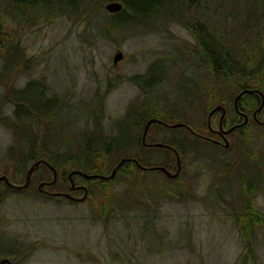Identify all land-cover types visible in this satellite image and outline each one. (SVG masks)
Here are the masks:
<instances>
[{
	"label": "rangeland",
	"instance_id": "1",
	"mask_svg": "<svg viewBox=\"0 0 264 264\" xmlns=\"http://www.w3.org/2000/svg\"><path fill=\"white\" fill-rule=\"evenodd\" d=\"M243 4L239 0L237 5L240 8ZM2 7L5 8V3ZM98 11L100 17L95 14L90 23L84 16L80 19L36 13L20 17L15 24L5 17L0 25V61L4 46L17 44L19 47L13 69L0 84V94L22 88L29 81H41L49 97L55 96L64 102L50 128V138L60 145L57 154L84 153L89 140L86 132L100 134L108 140L115 137L116 124L125 119L130 105L145 102L160 107L175 102L179 109L185 107L187 117L194 121V114L201 108V96L204 101L208 97L206 104L211 99L216 106L221 94L224 98L230 93L232 83L225 87H221V81L210 84V75L203 66L198 67V60L182 55V43L189 48L195 43L190 31L169 24L164 32L128 27L110 31L105 37L104 20L98 19L111 14L104 8ZM261 15L256 29L245 40L252 42L245 49L246 56L264 54ZM216 27L219 32L226 31L225 44L233 41L235 46L239 19ZM237 44L241 47L244 42ZM118 51L123 54V60L115 67L113 57ZM158 61L165 68L162 82L145 93L137 82L142 83L146 70ZM254 63L257 64V59ZM252 68L246 66L243 70ZM207 84L214 88L210 89ZM11 110V106L4 110L8 120L12 118ZM92 113L101 116L97 130L91 121ZM219 118L210 121L211 127L217 128ZM128 127L122 125L124 137L133 139L135 133ZM39 130L46 128L39 127ZM242 138H246L244 146L254 156H264V127L248 129ZM12 143L11 129L0 125V177L7 179L5 159ZM233 151L213 155H219V160L225 158L226 163ZM198 152L195 161V152L188 155L191 161H184L186 171L196 174L193 185L179 186L176 198L170 189L164 191L165 184L154 172L137 176L136 186L138 181L144 182L139 187L141 207L136 206V186L128 183L116 186L111 183L103 190L92 187L88 197L80 202L41 198L35 187L28 192L0 191V238L8 248L19 251L17 264H264V222L254 231V247L250 240L253 258L243 262L242 235L232 217L233 210L236 213L243 204L241 196L248 191L246 187L254 185L253 189L258 191L252 197L253 205L264 218L262 173V183L256 180L264 167V158L252 159L245 153L242 162L235 164L224 183L218 186L225 175L219 170L223 163L214 161L211 163L214 167L209 170V162ZM101 155L103 160H99L98 169L110 175L114 157L105 158V152ZM120 179L113 177L114 181ZM152 179L158 181L161 193L155 191ZM180 182L177 185H182ZM127 196L132 206L129 210L124 209ZM111 203L115 204L110 206ZM108 205L107 213L115 211L111 217L105 213Z\"/></svg>",
	"mask_w": 264,
	"mask_h": 264
},
{
	"label": "trees",
	"instance_id": "2",
	"mask_svg": "<svg viewBox=\"0 0 264 264\" xmlns=\"http://www.w3.org/2000/svg\"><path fill=\"white\" fill-rule=\"evenodd\" d=\"M238 1L239 0H0V25L2 19L5 17H9L15 24L18 23L20 17L24 18V16H27L26 14L36 13H51L55 17L62 15H67L68 17L77 16L80 19H82L81 16H84L85 21L90 23L95 19V14L97 18L100 17L98 10H102L104 6L110 2L121 3L123 9L119 13L109 16L104 13L106 18L98 19V21L104 20L103 24L105 26V31L103 35L105 37H108L110 31L125 30L128 27H141L149 32L158 33L164 32L169 24H177L183 29L190 31L195 41L192 48L182 43V55L198 60V67L203 66L207 75H210V84L214 83L216 85V83L221 81V87H225L228 83H232L233 86L230 85V93L224 98L221 94L219 102H217L219 103L218 105L223 106L227 110V120L229 121L237 117L234 111L236 96L244 90L256 89V85L261 81L264 82V54L255 56H246L245 54L246 47L252 44V42H245V40H248L252 32L256 29L261 14L264 20V0H242L244 4L241 5L240 8L237 5ZM4 3L5 8L3 9L2 5ZM214 17H216V19L213 21ZM188 18L192 19L190 20ZM238 19L240 22V30L236 35L235 46L233 45V41L232 44L226 45L224 42L226 40V31L219 32L220 29L218 30L216 26H223L224 24H230V22L233 24V22ZM232 30L234 29L232 28ZM240 41L244 42V45L241 47L237 44V42ZM236 45L239 47L238 51H236ZM18 49L19 47L17 44H10L9 47H3L4 54L0 61V84H2L4 78L8 77L11 69H13V60L16 61L15 56L18 55ZM238 53L240 54L237 55ZM256 59L257 64L254 63ZM243 61H245V63ZM246 66H253V68L243 70ZM164 73V66L159 61L155 62L146 70L143 82H137V86L145 93L151 92L161 84ZM210 84H207V87L213 89L214 85L210 86ZM211 94L212 93H210V97H212ZM206 99L207 100L204 101L203 97H200L199 105L201 108L198 114H194V121H191V119L187 117L188 112L186 108L179 109V104L175 102L169 106L164 104L160 107H157L156 104L153 103L146 105L145 102L139 105H130L125 119L120 120L116 124L118 131L115 137L108 140L100 134L86 132L89 134V140H87L88 144L85 146L84 153L57 154L56 149H58L60 145H57L50 136H52V125L56 121L55 116L60 108H62L61 106L64 102H59L55 96L49 97L45 85L41 81H29L22 88H12L7 93L0 94V125L11 129L13 134V143L6 152L5 161L8 170V175H6L11 183L23 185L26 180L28 169L37 161H45L58 172V183L56 186L60 187H58L59 190L57 191H65L63 186H68V174L72 171H81L88 175L104 173V171L98 169V162L101 159L103 160V155L101 154L104 152L105 155H107L105 158L114 157L110 169L111 171L120 160L131 158L135 159L142 167L162 166L168 170H174L176 165L173 152L162 148L148 150L141 145L140 140L144 132V127L149 120L159 121L160 123L153 122L151 124L148 136H155L159 143L172 147L176 151L185 152V149H181L182 144L192 147V145L195 146L201 141L190 139L189 136L191 134L184 127L171 129L165 126L183 124L184 126L190 127L192 131L197 134H205L207 131V121L205 120L206 113L209 110L211 111L215 106V103H212L213 101L211 99L210 104H206L208 97ZM6 106L12 107V118H10V120H8V116L4 115ZM238 106L251 117L252 113L260 106V98L255 94H245L239 100ZM191 113H193V111H191ZM259 117L264 120V109L261 114H259ZM100 119L101 116L99 114L93 115L92 113L91 121L96 130L100 125ZM124 124H126V127L129 126L128 128L133 129L135 133L133 139L124 137L121 129ZM39 127L46 128V130L41 132ZM251 128L250 123L237 132H234L229 149L223 150L217 149L216 147L214 148V152H228L234 150L232 152L234 156H229L228 158L231 160L226 163H224L225 158L219 160V155L217 157V155L214 154V156L212 154V159L210 160L212 161L214 159L213 162L217 161L223 163L219 170L225 172V175L220 179L217 185L219 183H224V180L230 171L233 170L235 164L242 162L245 153L252 159L261 160L264 158V156H254L253 153L249 151L248 147L244 146L246 138L243 139L242 135ZM52 146H56V148H52ZM193 149L202 151L200 147H195ZM184 155L185 153L182 154V157H184ZM169 157H171V159ZM211 165V168H213L214 164ZM132 168H135V164L132 162L122 165L116 173V176L121 178L119 181H102L98 179L86 181L89 192L92 187L103 190L111 183H114L113 186L120 183H128L129 186H136L135 178L144 173L138 168L132 171ZM241 169L242 168H239V170ZM262 171H264V167L260 169V173L257 174L256 180L258 184L262 183L261 173L264 176V172ZM155 174L158 176L160 175L159 173ZM51 179V171L41 163L31 178V184H35L37 181ZM162 179L164 180L161 181L166 186L164 191L168 192V189H170L172 191L171 194L178 195L179 186H175V181L165 177ZM74 180L76 183L81 181L83 183L85 182L80 176H74ZM157 182L158 181H154V179L151 180V183L154 184L153 186L156 188L155 191L161 193ZM143 183V180L138 181L135 189L136 192H138L136 206L140 207L142 206V200L140 198L141 191L139 187L143 185ZM253 186L246 187L248 191L243 194L244 197L241 196L243 202L242 206L236 209V213L234 210L232 212L234 223L238 226L242 235L245 249L243 254L245 260L243 262L253 258L254 250H252V246L254 247V245L252 239H254L255 236L254 231H256L257 228L259 229V224L264 222L263 215L257 211L253 205L252 197L256 195L258 191L257 188L253 189ZM126 194L127 193H124L123 195ZM177 195H175V198ZM169 196L170 194H168V197ZM126 201H128L126 202V204H128L124 206V209L129 210L132 207L129 206L131 204L129 196H127ZM113 204L115 203H111L110 206ZM136 206L135 209H138ZM108 208L109 205L105 208V213L109 214L111 217V215L115 214V211L113 209L111 210V214L107 213ZM250 240H252V246ZM4 241L5 240H1L0 238V244L2 245V248H0V260L5 258L11 260L13 264H17L16 256L19 251L14 248H8L7 244H4ZM21 251H23V247Z\"/></svg>",
	"mask_w": 264,
	"mask_h": 264
},
{
	"label": "flooded vegetation",
	"instance_id": "3",
	"mask_svg": "<svg viewBox=\"0 0 264 264\" xmlns=\"http://www.w3.org/2000/svg\"><path fill=\"white\" fill-rule=\"evenodd\" d=\"M255 87H256V89H247L251 92L246 93V94H250V95H253V94L258 95L260 98V106L252 113L251 117H249L245 112H243V110H241L239 108V106H238V109H236L235 108V101H234V111H235V115L237 116L236 119H234V120H229V121L227 120L228 112L222 106H221L222 110L220 109V110L216 111L211 116H210V113L213 109L211 111L209 110L206 113L207 130H208L207 134H197L194 131H192V129L190 127L183 125L182 127H184L191 134L189 136L190 139H197V140L201 141V142H199V144H197L195 146L192 145V147L185 146L184 144H182L181 149L182 150L185 149V152L184 151H182V152L176 151L177 152V154H176L173 150L174 148L169 147V146H165V145L159 143L158 139L155 136H148L151 125L149 126L147 133H146V136H145V139H144V141H145L144 143H143V139L141 136V140H140L141 145L144 146L148 150H153L156 148H159V149L162 148V149H168L171 152H173L174 156H175V165H176V168L174 170H171V169L168 170L162 166L142 167L139 165V163L135 159H132V158H131L132 159L131 162L135 164V168H138L144 174L151 173V172L159 173L160 177L159 176L158 177L160 180H164V179H162L163 177H165L169 180H174L175 186H192L193 182L195 180L196 174H192V172L186 171L187 168H186L184 161H185V159L189 160L188 155H192L193 152H195V155H194L195 158H193V160L194 161L196 160V155H197L198 151H196L193 148H195V147L202 148V153H199V152L198 153L201 154V158L207 159V161L209 162V165H207V166H208V169L210 170V167L212 166L211 163L213 162V160L211 161L210 159H212V154L214 153L215 147L217 149H223V150L229 149L230 144H231V140H232V135L234 134V132H237L239 129H241L242 127H245L246 125H248L250 123H251L252 128L264 127V120L260 119V117H259V114H261L262 110L264 109V82L261 81ZM241 97H243V95ZM241 97H240V99H241ZM217 116L220 117L219 121H218L217 128L215 129V128L211 127V124H210L211 130H209L208 126H209L210 121ZM153 122L160 123L159 121H155V120ZM165 127H169V125H167ZM182 127H180V128H182ZM230 129H233V130L227 134L224 133V132L229 131ZM144 130H145V127H144ZM158 145H162V147H159ZM184 153H185V155H184V157H182V154H184ZM189 161H191V160H189ZM41 163L51 171V173H52V179L51 180L37 181L34 184V186H31L32 185L31 184V182H32L31 178H32L34 172L37 170L36 169L33 172V174L31 175L30 181H29V184L27 187L18 189L19 187H22V186L13 184L10 181H9L10 186L4 182H0V191L12 190V191H17V192H28V190L35 187L37 194L41 198L46 197V198H51V199H55V200L56 199L64 200L65 198L63 196H59V197L53 196V194L58 193V194H62V195L68 194L73 199H80L81 197L84 196L85 192L87 193L86 198L88 197L89 189H88L86 181H91L92 179H85V178L80 176L82 179H84L85 182L83 183L81 181V182L76 183L74 180V176H79V175L74 174L71 176V181H72V184H71L69 175L72 172H74V171H72L68 174V186H63L65 191L60 190L58 192L57 190H59L58 187H60V186H56L58 183V172H57V170L54 169V172H53L50 169V165L45 161H41ZM157 167H162L163 169H165L166 172H168V174L164 173L161 170L154 169ZM135 168H132V171H134ZM113 169H112V171H113ZM112 171H111V173H112ZM116 173H115V175H116ZM89 175H98V176L104 177V178H96V179L102 180V181H110V180H113V177H114L113 176L112 178H109V175L106 173H95V174H89ZM180 181L182 182V185H177V183ZM32 190H34V189H32ZM11 264H13V263L11 262Z\"/></svg>",
	"mask_w": 264,
	"mask_h": 264
},
{
	"label": "water",
	"instance_id": "4",
	"mask_svg": "<svg viewBox=\"0 0 264 264\" xmlns=\"http://www.w3.org/2000/svg\"><path fill=\"white\" fill-rule=\"evenodd\" d=\"M104 9H105V11H106L108 14H112V15H113V14H117V13H119V12L123 9V7H122V4L119 3V2H110V3H108V4H106V5L104 6ZM122 60H123V54H122L120 51L116 52V54H115L114 57H113V65L116 67L117 64H118L120 61H122ZM250 92H251V91H249V90H245V91L241 92L240 94H238V96H237L236 99H235V108H236V109H238V101H239L240 97H241L242 95H244V94H246V93H250ZM220 109L222 110V107H220V106L214 108V109L211 111L210 116L213 115L216 111H218V110H220ZM153 121H154V120H149V121L146 123L145 130H144L143 135H142V139H143V140L145 139V136H146L147 130H148L149 126L153 123ZM182 126H183L182 124H174L173 126H170V127H171V128H177V127H182ZM208 128H209V130H211L210 123H209ZM220 129H221V128H220ZM232 130H233V129H230L229 131L224 132V133L227 134V133H229V132L232 131ZM158 146H159V147H162V145H158ZM175 153L177 154L176 151H175ZM131 161H132L131 159H122V160H120V162H119V163L116 165V167L113 169V171H112L111 175L109 176V178H112V177L115 175L116 171H117L122 165H124L125 163H129V162H131ZM40 162H41V161H37V162H35V163H34V164L28 169L27 174H26L25 184L22 185V187H19L18 189L25 188L26 186H28L29 181H30V177H31V175L33 174V172L37 169V167L39 166ZM50 169L54 172V168H53L52 166H50ZM154 169L161 170V171H163L164 173L168 174V172H166L165 169H163V168L158 167V168H154ZM74 174H77V175H79V176H81V177H83V178H85V179L104 178V177H101V176H98V175H87L86 173H82V172H80V171H74V172H72V173L69 175L71 184H72L71 176L74 175ZM0 182H4V183H6L7 185L10 186L9 181H8V179H7L5 176L0 177ZM53 196H54V197L63 196L64 198H67V199H70V200H75V201L80 202V201H82V200H84V199L86 198L87 193L85 192V193H84V196H83L82 198H80V199H73V198L70 197L68 194H64V195H62V194L55 193V194H53ZM0 264H11V262H10L8 259H3V260L0 261Z\"/></svg>",
	"mask_w": 264,
	"mask_h": 264
}]
</instances>
